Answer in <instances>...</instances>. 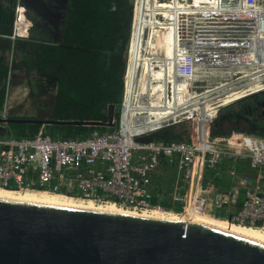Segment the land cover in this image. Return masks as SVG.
<instances>
[{"label":"built area","instance_id":"1","mask_svg":"<svg viewBox=\"0 0 264 264\" xmlns=\"http://www.w3.org/2000/svg\"><path fill=\"white\" fill-rule=\"evenodd\" d=\"M21 1L17 0L14 10L10 35L14 40L19 32L17 18L22 16L27 21L26 7ZM246 1L248 8L243 18L231 16L225 18V22H209L202 27L199 31L206 37L203 42L195 40L196 34L188 31L190 28L185 22L183 32L178 31L183 37L182 48L175 47L178 55L175 60L180 61L182 67L174 69L187 75L184 64L190 61L199 63L198 70L209 76L223 74V70L226 74L222 76H241L242 71L248 73L262 64L263 55L259 57L246 45H237L248 39L250 49L264 46V8L259 0ZM26 23L27 30L29 23ZM217 47L224 50L214 49ZM260 91L264 89L249 94ZM122 108L123 99L118 118L113 120L117 128L108 134L92 131L63 137L52 136L40 128L33 136L16 137L6 134V129L0 130V187L38 188L45 184L53 190H64L65 194L112 200L138 212L152 208L167 211L159 203L162 200L172 207L180 206V212L215 215L214 211L221 209L223 213L218 216L233 223L264 225V137L243 134L224 139L211 137L205 123V127L199 129L194 124L190 135L182 139L164 141L153 137L149 142H137L136 137L156 131L130 135V126L140 119L141 113L132 111L122 118ZM263 111V106L245 108V113L251 117L259 114L263 117ZM0 117L7 118V112H1ZM1 126L6 127V124ZM223 164L227 166L225 170L221 169ZM237 167L244 172L238 173ZM247 170L255 173L253 179L246 178ZM160 176L172 178L169 190L157 182ZM222 177L232 182L243 178L240 182H247L241 188L230 185L220 190L214 181ZM154 198L157 203H152ZM237 205L240 206L238 211L231 209Z\"/></svg>","mask_w":264,"mask_h":264},{"label":"water","instance_id":"2","mask_svg":"<svg viewBox=\"0 0 264 264\" xmlns=\"http://www.w3.org/2000/svg\"><path fill=\"white\" fill-rule=\"evenodd\" d=\"M114 117L109 103L106 122L0 117V130L12 122L111 126ZM0 264H264V243L192 221L0 198Z\"/></svg>","mask_w":264,"mask_h":264},{"label":"bare ground","instance_id":"3","mask_svg":"<svg viewBox=\"0 0 264 264\" xmlns=\"http://www.w3.org/2000/svg\"><path fill=\"white\" fill-rule=\"evenodd\" d=\"M165 1L166 0H133L131 31H129L130 35L127 45V57L123 74V108L121 117H128L132 111L141 113L140 119H135L137 122L134 121L133 125L130 126L131 131L136 135H139L141 132L154 131L162 127L167 128L173 123L189 119L193 116V113L199 114V117L195 122L197 128H204L205 124L201 119L202 116H206L207 114L205 113L202 115V109L200 110L199 108H196L198 104L200 106L202 104L201 93L203 94L202 96L209 95V98L206 97L204 100V102H207V108H215L216 106L236 101L249 93L264 89V61L262 64H258L252 68L248 73L242 71L241 76H232V74L225 76L221 75L220 77L226 79V81L216 84L211 89L208 88V84L198 87V82H203V78L195 80L193 83H190L191 80H189V78L186 79L187 76L181 79L182 77L180 76L184 75V72L182 74L175 69L171 71L173 65L175 68L177 67V63L172 64L170 67L168 66L169 63L173 61L172 59L177 56L175 47L178 45L176 43L177 41L174 40V37L171 36V32L176 28L175 24L177 20H180V18H183V20L185 19L184 14H196L195 12L200 10V12L198 11L199 15L201 12H205L206 9H211L216 11H213L214 14L218 15L226 10L235 11L237 8H248L246 0H239V2L235 1L234 3L236 5H233L234 3L228 4L229 2L226 3L225 0ZM259 2L261 6L264 5L262 4L264 0H259ZM241 12L242 10L240 13ZM237 15L238 14L236 13L235 16L237 17ZM243 16L244 15L241 14V18H243ZM21 18L23 17L20 16V18H17L16 28L18 30L23 28V23L20 22ZM237 45L242 47L246 45L250 52L257 53L256 55L259 57H262L263 55L264 58V46L258 45V47L250 49L248 39L246 42ZM152 48H154L155 52V59L153 61L152 59L154 58V55H149V50ZM157 49L159 50L158 52ZM160 55L165 57V62L162 64L160 62ZM169 56L172 59H168ZM175 59L173 63H175ZM164 66H166L165 69H163ZM158 71L159 73H157ZM158 75H161L165 81L167 75H171L169 78L172 83V96L165 93L169 88V86L167 87L166 82L165 85H161L160 87L156 84V79L152 80V78L158 77ZM207 76L211 77L205 73L199 74V77ZM186 80H189V82ZM138 91H142L143 93L139 96L140 99L138 97ZM161 92L164 95H162ZM198 109L200 110L199 112ZM130 135L133 134L130 133ZM0 198L57 206L103 210L157 219L185 222L192 221L264 243V225L254 226L237 224L226 218L221 219L214 215H203L202 212L192 214V216H189L190 212H185L183 214L169 210L164 211L157 208H152L147 212H138L119 206L112 200L93 198L91 196L67 195L63 192L49 191L46 189L28 190L26 188L7 189L0 187ZM231 209L238 211L240 206L237 205Z\"/></svg>","mask_w":264,"mask_h":264},{"label":"trees","instance_id":"4","mask_svg":"<svg viewBox=\"0 0 264 264\" xmlns=\"http://www.w3.org/2000/svg\"><path fill=\"white\" fill-rule=\"evenodd\" d=\"M60 8L57 21L60 26L61 39L56 44L38 42L24 47L25 53L15 61L11 60L10 69L25 70L33 76L29 80L30 98L34 101L53 92L51 113L46 119L102 121L106 122L107 104H115V117H118V104L123 94L124 60L117 53L118 39L122 40L123 52L128 42V33L123 22L124 17L132 10V0H56ZM17 0H0V33L11 32L12 18ZM31 22L35 24L33 18ZM53 27V25H51ZM122 52V53H123ZM2 60V59H1ZM7 65L0 63V81L7 73ZM4 87L0 93L3 98ZM258 99L257 95L253 100ZM244 102L237 109H242ZM45 110L46 105H43ZM38 109V108H37ZM41 110V109H40ZM245 115L246 123L254 124V130L264 135V119L261 114L251 117ZM9 118H32L18 117ZM223 119L233 120L234 116L223 114ZM217 119V129H219ZM185 129L188 125L185 123ZM44 126L54 136L75 137L86 135L95 128L102 126L83 124H30L12 122L6 124V134L16 137L33 136ZM99 128V129H100ZM190 130V129H189ZM187 129V132L189 131ZM4 132H1L3 134ZM159 138V137H157ZM183 136H163L164 141ZM58 192V191H57ZM67 195L70 193L66 192ZM152 203H157L153 199ZM160 205L169 210L180 212V206H171L167 201Z\"/></svg>","mask_w":264,"mask_h":264},{"label":"rangeland","instance_id":"5","mask_svg":"<svg viewBox=\"0 0 264 264\" xmlns=\"http://www.w3.org/2000/svg\"><path fill=\"white\" fill-rule=\"evenodd\" d=\"M31 1H33V0H31ZM162 1H164V0H162ZM166 1L168 2V0H166ZM235 1L239 2V0H225L226 3L229 2L228 4L234 3ZM132 4H133V0H132ZM262 4H264V2H262ZM233 5H236V4L234 3ZM51 6H53V5H51ZM260 6H261V4H260ZM42 7H43V4H41V13L45 15L46 10H45L44 7L43 8ZM132 7H133V5H132ZM261 7H264V5L261 6ZM241 10H242L243 13L242 12L240 13ZM245 10H246L245 8H242V9L237 8L235 11L234 10H226L225 12L219 13L220 15L219 14L218 15L214 14V12H216V11L211 10V9H206L205 12L203 11L199 15H198V13L200 12V10H198L199 12L196 10L197 11V12H195L196 14H194V13L191 14L190 13V15H189V13H186V14H184L185 15V17H184L185 21L183 20V18H180V20L176 21V24H175L176 28L174 30H172L171 36H173L174 40L177 41L176 43L178 44V46H180V48H182L181 38H183V37L179 34V32L180 31L183 32V28H184V25H185V22H186L189 25V28H190V29H188V31L191 32V30H192L193 34H196V39L195 40L199 41V42L200 41L203 42L206 39V37L201 34L202 33L201 31H199L200 29H202V27L206 26L209 22L210 23L212 22L213 24L214 23H218V22H225L226 21L225 18H229L231 16L234 17V18H240L241 19V14H244ZM188 12H191V11H188ZM211 12H213V13H211ZM131 13H132V10H130V13H128L124 17V22H123V25H124L125 29L127 30V33H128V38H129V35H130L129 31H131V20H132V18H131L132 14ZM236 13L238 14L237 17L235 16ZM222 17H223V19H222ZM57 22L58 21H56L54 23V27H52L51 29L47 28V27L46 28L42 27V29L39 28V27L35 28L36 34H38L44 40L59 41L61 39V31L59 29L60 24L58 22V25H57ZM181 22H183V23H181ZM234 22H237V21H234ZM176 31H177V33H176ZM127 45H128V42H127ZM127 45H126L125 50L123 52L122 40L118 39L117 53L118 54H122V56H123V60L125 62L124 63V68H125L126 57H127ZM180 48H179V50H180ZM214 49H220V50L223 49L224 50V47H217V48H214ZM149 51H150V53H149L150 56H153L155 54L154 48H152ZM158 51L159 50L157 49V52ZM254 52H255V49H254ZM153 57H152L153 58L152 61L155 59V55ZM176 57H178V55ZM197 57H198V59L202 58V57H199V56H197ZM168 59H172V58L169 56ZM174 59L175 58H173L172 60L174 61ZM173 61H171L169 63V65H168L169 67L172 66V64H176V63H177V67H182V64H181L180 61H178V60L176 61L175 60V63H173ZM160 62H161V64L165 62V57L164 56L160 55ZM197 64H199V63H197ZM197 64H195L194 62L190 63V61H189V63L184 64V69L187 68V75L186 74L181 75L180 76V77H182L181 79H183V78H185L187 76L186 79L189 78V80H191L190 83H193V82H195V80H199V79L203 78L204 79L203 82H198V84H197L198 87H201L204 84H208L209 85V87H208L209 89H211L213 86H215L218 83H222V82L226 81V79H223V78L220 77L221 75L226 74V71L224 72V70H223V74H218V73L215 74V73H213L211 75H215V76L199 77V74H201V72L198 69H200L201 66H198ZM165 67L166 66H164L163 69H165ZM174 68L175 67L173 65L171 71ZM191 69H196V70L195 71H191ZM189 72H190V74H189ZM157 73H159V71ZM208 75H210V74H208ZM238 75L239 74H235L234 76H238ZM170 76L167 75L166 81L163 80V77H161V75H158V77H160V78L154 77V78H152V80L156 79V84H158L160 87H161V85H165V82H166L167 83V87L169 86L170 89L168 88V91H166L165 93L168 94L169 96H172V92H171L172 83L170 81L171 79L169 78ZM189 76H191V77H189ZM30 78H31V74H29L28 72H22V74L13 77L11 79V81H10V84L12 85V83L16 82V83H18V85H20L19 87L25 88L26 82ZM159 79H161V80H159ZM189 80H186V81L189 82ZM138 92H139L138 97L141 94H143L142 91H138ZM258 94H260V92L252 94V95L251 94L245 95V96H243L242 98H240V99H238L236 101H233V102L228 103V104H222L220 106H216L215 108H207V102H204V100L206 99V97L209 98V95L208 96L207 95L202 96L203 94L201 93L200 96L202 97L201 98L202 101L201 100L200 101H201V103L203 105L201 104V106H200L198 104V106H196V108H199L200 110L202 109L201 110V111H203V113H201L202 115L205 114V113L207 114L206 116H202L201 120L204 122V124L205 123L207 124L210 136L211 137L222 138V139L230 137L231 135H234V134L253 135V136L262 137L260 134H258L256 132V130H254L253 128L249 127V125L246 123V119L243 118L242 115H240V112L238 111V110H241V109H237L241 102H244L246 107L249 106L250 108L251 107L253 108V105H254V102L252 101L253 100V96L254 95H258ZM162 95H164V94L162 93ZM139 99H140V97H139ZM33 102L34 103L30 104V106H29L30 108H27V109H25L23 111H20L19 113H20L21 116H18V117H23V116L31 117V116L35 115V117H37V118H43V119L48 118V116L51 113V108H52V104H53V92L48 93L47 96L41 97V98H39L36 101L33 100ZM44 104L46 105L45 110H43L44 109L43 108ZM120 104H121V101L119 102V104H118L119 106L118 107H120ZM33 107L37 111H34ZM199 109H198V112L200 111ZM206 109H207V111H206ZM115 111H116V108H115ZM257 111H259V110L257 109ZM103 112H105V115H106V110L103 111ZM223 114H225V115L228 114V116L231 114L232 116L235 117V119H233V120L223 119ZM11 116H13V115H11ZM198 117H199V114L193 113V116H191L189 119H185V120L173 123V124L169 125V127H167V128L166 127H162V128L156 129V130H154V131H156L155 132V137L157 136L159 138H163V136H166V135H169V134H170L171 137L180 136V135H182L183 137L189 136L190 133L192 132V128H193V126H194V124L196 122V119ZM117 118L118 117H114V119H116V120H117ZM219 118H220V120H219L220 121L219 122V129H217V131H216L217 119H219ZM238 118H240V120H237ZM235 120H237V121H235ZM184 122H191V125H188V128H187L188 130L190 129L188 132H187V129H185V125H184L185 123ZM114 123L111 126L98 125V126H102L103 128H100V127H99L100 129L99 128H95L92 131H98L100 133H107V134L108 133H112L117 128V125L114 124ZM43 125H45V124H43ZM40 128L45 129L44 126H41ZM160 129H162V130H160ZM157 130H160V131H157ZM92 131H90V132H92ZM131 134L136 135L133 132H131ZM226 167L227 166L226 165L224 166V164H223L221 169L225 170ZM240 168L239 167L236 168L238 173L240 171L242 172L244 170L243 168H241V169ZM245 175H246V178L248 177L249 180H250L251 178L252 179L254 178L255 173L252 172L251 170H249V171L247 170V174L245 173ZM242 179L243 178H241L239 180L235 179L236 181L232 182V181H230V179H226V177H222L221 179H216L214 181V184L220 190L227 189L230 185H235V186L241 188V186H244L246 184L245 182H247V181H245V182L241 183L240 181ZM157 182L162 184L163 188L169 190V188L171 187V184L173 183V180L170 177L160 176V177H157ZM26 189H28V190H42V189H46V190H49V191H55V192L58 191V192H63L64 193V190H59L57 188L53 190L52 188L50 189L48 187V185H45V184L40 186V187H38V188H26ZM179 213H183L184 214L185 212H179ZM214 213H215V215H214L215 217L221 218L218 215L222 214L223 210L217 209V210L214 211ZM202 214L203 215L208 214L210 216L212 215L211 212L210 213L202 212ZM189 216H192V213H190Z\"/></svg>","mask_w":264,"mask_h":264},{"label":"crops","instance_id":"6","mask_svg":"<svg viewBox=\"0 0 264 264\" xmlns=\"http://www.w3.org/2000/svg\"><path fill=\"white\" fill-rule=\"evenodd\" d=\"M21 2L25 6L26 1L22 0ZM13 18H12V25H13ZM26 20L29 23L28 29L26 30L27 21L21 18L20 22L23 23L22 25L23 28H20L18 30L19 32L16 33L17 38L15 40L11 39L10 37V35L13 32L12 28L10 33L7 34L0 33V63L7 65L6 76L3 79V82L0 81V93L2 88L4 87L3 98L2 100H0V114L1 112L6 111L7 118H9L11 115L21 116L19 112L27 108H30L29 107L30 104L34 103L33 99L30 98L31 84L29 82V80L32 78L33 75L28 72L29 74H31V78L27 80L25 88L19 87L20 85H18V83L16 82L12 83L11 85L10 81L13 77L22 74V72H27L22 69L19 70L10 69L11 60L14 59L15 61H17L20 58L21 54L25 53L24 47H28L30 44L35 45L38 42H46L53 45L60 42V40L50 41V40L42 39L38 34H36L34 24L33 22H31L30 16L28 14H26ZM257 96L260 99L259 101L264 102V91L258 94ZM33 109L34 111H37L34 107ZM243 112L245 113V111ZM33 116L35 117V115ZM242 117L248 120L245 115H242Z\"/></svg>","mask_w":264,"mask_h":264},{"label":"flooded vegetation","instance_id":"7","mask_svg":"<svg viewBox=\"0 0 264 264\" xmlns=\"http://www.w3.org/2000/svg\"><path fill=\"white\" fill-rule=\"evenodd\" d=\"M25 1H26L25 3L26 14H28L31 18H33V21L35 22L34 24L35 28L39 27L42 29V27L43 28L47 27L51 29L52 28L51 25H53L54 27V23L57 21L58 17H60V14H55V11H57L60 8V5L57 4L56 0H33V1L25 0ZM41 4H43V7L46 10L45 15L41 13ZM259 100H260L259 97L256 100H252L254 102L253 105L254 108H257L259 106L264 107V102H261ZM245 108L247 107L243 106L242 109L245 111ZM263 119H264V111H263ZM237 120H240V118H238ZM247 124L249 125L250 128H254V124H250L249 122ZM262 137H264V135Z\"/></svg>","mask_w":264,"mask_h":264}]
</instances>
